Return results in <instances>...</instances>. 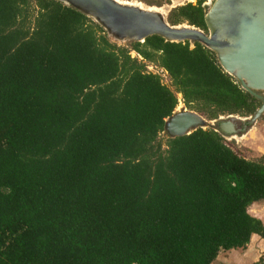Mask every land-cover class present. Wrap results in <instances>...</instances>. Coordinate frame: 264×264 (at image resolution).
<instances>
[{
    "label": "trees",
    "instance_id": "obj_1",
    "mask_svg": "<svg viewBox=\"0 0 264 264\" xmlns=\"http://www.w3.org/2000/svg\"><path fill=\"white\" fill-rule=\"evenodd\" d=\"M203 2L166 21L207 33ZM179 101L207 120L260 105L198 42L118 45L61 1L0 0V264H212L264 237V155L200 128L162 148Z\"/></svg>",
    "mask_w": 264,
    "mask_h": 264
},
{
    "label": "water",
    "instance_id": "obj_2",
    "mask_svg": "<svg viewBox=\"0 0 264 264\" xmlns=\"http://www.w3.org/2000/svg\"><path fill=\"white\" fill-rule=\"evenodd\" d=\"M91 18L115 40L143 42L159 36L167 42H198L213 51L221 68L241 88L260 101L255 112L241 118L220 116L207 120L185 109L165 118L168 138L209 127L223 137L244 134L264 113V0H214L204 4L207 33L189 25H170L166 11L124 0H58ZM156 8V7H155Z\"/></svg>",
    "mask_w": 264,
    "mask_h": 264
},
{
    "label": "rangeland",
    "instance_id": "obj_3",
    "mask_svg": "<svg viewBox=\"0 0 264 264\" xmlns=\"http://www.w3.org/2000/svg\"><path fill=\"white\" fill-rule=\"evenodd\" d=\"M135 1V2H134ZM129 1V2H133V3H140L141 6L143 7H155V6H149L141 1ZM197 0H169L168 2H164V4L159 7L160 9L166 11H169V9H171L174 6L177 5H181L185 2H191L193 4L196 3ZM214 0H204L203 5L204 4H208L209 6L213 3ZM158 8V7H156ZM185 25V24H182ZM110 39L111 42H115L118 45H125L128 44L130 42L128 41H122V40H115L112 37H108ZM192 46V45H190ZM133 52H132V56H133ZM148 69L150 71L153 72H157V69H155L154 67H148ZM162 79V82L166 85H170V81L169 78L167 76L166 73H159ZM184 105L179 101L176 109L174 110H182ZM186 109V108H185ZM188 110V109H187ZM241 117V116H240ZM205 118V117H204ZM241 118H246V117H241ZM209 127H205V129H208ZM166 134L164 132H161L159 134L158 139L161 141L162 143V148H164V142L166 139ZM223 137V136H222ZM226 141V143L235 151L237 152L239 155H241L242 157L246 158V159H250V160H256L258 159L260 156L264 155V113L261 116V118H259L249 129L248 131H246L244 134L241 135H234L232 137H223ZM251 208H249L250 210ZM260 210H263L264 212V205L261 207ZM250 212V211H249Z\"/></svg>",
    "mask_w": 264,
    "mask_h": 264
},
{
    "label": "crops",
    "instance_id": "obj_4",
    "mask_svg": "<svg viewBox=\"0 0 264 264\" xmlns=\"http://www.w3.org/2000/svg\"><path fill=\"white\" fill-rule=\"evenodd\" d=\"M263 205L264 202L253 204L249 211L264 224V212L260 210ZM262 256H264V237L253 234L244 249L220 252L212 264H253ZM262 264H264V258Z\"/></svg>",
    "mask_w": 264,
    "mask_h": 264
},
{
    "label": "bare ground",
    "instance_id": "obj_5",
    "mask_svg": "<svg viewBox=\"0 0 264 264\" xmlns=\"http://www.w3.org/2000/svg\"><path fill=\"white\" fill-rule=\"evenodd\" d=\"M135 2V1H134ZM138 6H141V4L140 3H138L137 4ZM149 8V7H148ZM151 9H155V10H160V9H157V8H155V7H150ZM162 10V9H161Z\"/></svg>",
    "mask_w": 264,
    "mask_h": 264
},
{
    "label": "built area",
    "instance_id": "obj_6",
    "mask_svg": "<svg viewBox=\"0 0 264 264\" xmlns=\"http://www.w3.org/2000/svg\"><path fill=\"white\" fill-rule=\"evenodd\" d=\"M134 55V54H133Z\"/></svg>",
    "mask_w": 264,
    "mask_h": 264
}]
</instances>
